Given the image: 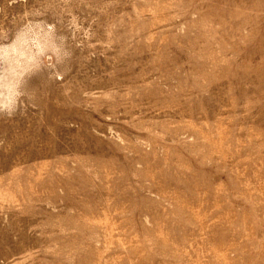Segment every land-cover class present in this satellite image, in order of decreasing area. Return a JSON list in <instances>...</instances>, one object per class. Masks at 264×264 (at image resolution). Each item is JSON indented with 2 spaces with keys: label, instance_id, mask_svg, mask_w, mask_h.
<instances>
[{
  "label": "rangeland",
  "instance_id": "374dc122",
  "mask_svg": "<svg viewBox=\"0 0 264 264\" xmlns=\"http://www.w3.org/2000/svg\"><path fill=\"white\" fill-rule=\"evenodd\" d=\"M0 264H264V0H0Z\"/></svg>",
  "mask_w": 264,
  "mask_h": 264
},
{
  "label": "bare ground",
  "instance_id": "6f19581e",
  "mask_svg": "<svg viewBox=\"0 0 264 264\" xmlns=\"http://www.w3.org/2000/svg\"><path fill=\"white\" fill-rule=\"evenodd\" d=\"M33 209V208H32Z\"/></svg>",
  "mask_w": 264,
  "mask_h": 264
}]
</instances>
